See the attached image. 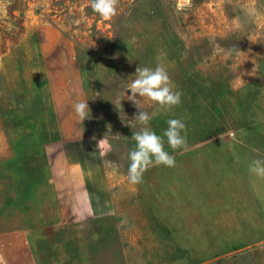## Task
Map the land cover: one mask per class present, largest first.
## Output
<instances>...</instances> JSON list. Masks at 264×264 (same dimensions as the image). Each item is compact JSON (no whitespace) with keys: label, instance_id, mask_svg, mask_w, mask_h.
<instances>
[{"label":"rangeland","instance_id":"rangeland-1","mask_svg":"<svg viewBox=\"0 0 264 264\" xmlns=\"http://www.w3.org/2000/svg\"><path fill=\"white\" fill-rule=\"evenodd\" d=\"M90 2L0 0V264H264V0ZM158 52L182 97L150 126L182 117L187 142L132 185L120 97Z\"/></svg>","mask_w":264,"mask_h":264},{"label":"clouds","instance_id":"clouds-1","mask_svg":"<svg viewBox=\"0 0 264 264\" xmlns=\"http://www.w3.org/2000/svg\"><path fill=\"white\" fill-rule=\"evenodd\" d=\"M90 7L101 17L111 18L116 15L117 0H91ZM184 8V0H178L176 11L179 13ZM243 15L254 19L258 10L253 5H246L242 8ZM170 65L165 59L163 52L156 55L154 66H138L133 78L123 86V96L120 97V104L123 98H127L138 110L134 120L139 125L137 131H133L132 139L134 146L127 154L129 160L127 168V179L132 185L142 182L144 172L154 165L172 167L175 164L174 156L168 148L178 149L186 146V123L184 118L170 116L161 132H157L150 126L151 121L160 111H167L181 103L182 92L176 87L170 77ZM240 85L237 80L233 85L235 90ZM130 89V94L127 90ZM139 94V98L138 95ZM89 98H81L74 102L73 108L81 121L90 118L91 109L88 104ZM142 100L155 102L156 108L147 111ZM113 103L118 107L115 100ZM109 132V131H108ZM107 134V133H106ZM106 136V135H105ZM105 136L97 141L96 148L101 156L105 154L107 143ZM248 171L254 177L264 179V157L253 158L248 164Z\"/></svg>","mask_w":264,"mask_h":264}]
</instances>
